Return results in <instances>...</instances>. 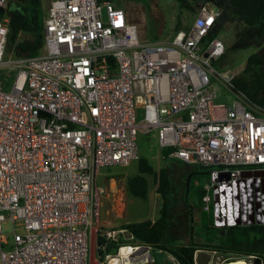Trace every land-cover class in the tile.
<instances>
[{
    "label": "built area",
    "instance_id": "obj_1",
    "mask_svg": "<svg viewBox=\"0 0 264 264\" xmlns=\"http://www.w3.org/2000/svg\"><path fill=\"white\" fill-rule=\"evenodd\" d=\"M219 13L203 2L189 26L140 40L110 0H49L41 47L20 55L5 49L0 14V264L131 260L141 243L97 251V235L111 236L97 224V175L135 161L137 134L152 127L167 157L207 166L202 208L212 202L215 225L248 219L247 198L264 202V105L210 65L221 40L202 42ZM216 83L229 104L214 102Z\"/></svg>",
    "mask_w": 264,
    "mask_h": 264
},
{
    "label": "trees",
    "instance_id": "obj_2",
    "mask_svg": "<svg viewBox=\"0 0 264 264\" xmlns=\"http://www.w3.org/2000/svg\"><path fill=\"white\" fill-rule=\"evenodd\" d=\"M175 1L181 7L187 10L195 9V11L196 3L210 2L220 9L228 5L242 23L252 28L261 40V50L252 52L245 58L243 66L231 78V83L234 90L244 92L250 101L264 105V0ZM0 14L7 16L8 30L5 49H11L16 55L37 52L43 41V13L39 0H6L5 9L0 10ZM216 20L202 38L203 44L216 36L219 22ZM160 150L164 158L186 163L173 157H167L169 147H161ZM135 161L136 171L126 177L125 190L131 196L145 198L149 184L147 175H151L155 182V191L161 198L157 214L152 219L145 217L121 222L118 228L125 230L126 236L105 238L103 234H98L97 243L105 242L103 250L97 249L100 255L115 252L117 245L129 241L161 249L169 253L176 264H194L193 252L198 243H195L193 238H189V242H174L173 239L165 236L175 222L173 208L180 201L189 209L195 207L196 204L200 205L202 212L199 213L198 219L199 232L204 236L199 237L205 240L202 244L214 247V250L223 255L224 259L245 256L250 258L253 264H259L264 254V223L215 225L212 202L210 201L207 210L201 206L203 205L202 195L205 193L204 187L201 185L193 190L196 193V203L188 196L191 179L198 173V167L202 165L192 162L186 170L181 183L182 197L179 198L173 191L171 176L166 165L159 166L155 171L142 154H139ZM204 172L207 173V171ZM193 226V224L189 225L190 231L194 229ZM100 231L103 230L100 228ZM154 261L155 264H162L159 257Z\"/></svg>",
    "mask_w": 264,
    "mask_h": 264
},
{
    "label": "rangeland",
    "instance_id": "obj_3",
    "mask_svg": "<svg viewBox=\"0 0 264 264\" xmlns=\"http://www.w3.org/2000/svg\"><path fill=\"white\" fill-rule=\"evenodd\" d=\"M125 11L126 17L136 25L137 36L140 40H150L163 38L172 33L176 28L187 27L191 24L194 10H187L181 7L175 0H110ZM49 0H39L40 9L45 15ZM218 37L223 43L224 50L220 57L213 59L210 65L217 71L229 69L235 73L243 66L245 58L252 52L261 50V40L249 25L242 23L233 13L231 7L224 5L217 16ZM216 20V21H217ZM217 97L214 102L227 105L230 103V96H223V88L220 84H215ZM141 110L137 107L136 116L140 117ZM138 154H142L151 163L156 171L159 166L166 165L172 180L173 191L181 198V183L186 170L191 163H179L170 158H164L161 153V146L158 144L156 128L152 127L147 132L137 134L136 138ZM207 166L198 167V173L191 179L188 196L196 203L195 191L199 186H204L206 182ZM136 171V161L125 165H108L99 169L97 183L103 188L99 199L98 227L103 231H108L115 238L126 236L127 232L118 228L123 221L154 218L157 214L160 196L155 191V182L151 175L148 177V190L145 198L129 195L125 190V179ZM211 195V189H209ZM210 205V202H209ZM182 202L173 208L174 223L172 227L177 230H189V225L193 224L196 235L204 236L199 232V213L202 212L199 204L189 209ZM2 232L9 235L11 232L10 223L2 225ZM184 238H176L175 234L166 233L165 236L173 239L174 242H189L187 234ZM201 237H194L196 248L193 252L194 264H220L223 255L215 251L211 245L205 243ZM208 243V242H206ZM209 244V243H208ZM145 245L136 251L127 264H155V258L159 257L162 264H176L172 256L154 246ZM146 249L147 253L142 251ZM236 257V256H234ZM153 258V259H152ZM147 259V260H146ZM152 259V260H151ZM115 258H111L108 264H113ZM113 261V262H112ZM246 264H252L251 262Z\"/></svg>",
    "mask_w": 264,
    "mask_h": 264
},
{
    "label": "flooded vegetation",
    "instance_id": "obj_4",
    "mask_svg": "<svg viewBox=\"0 0 264 264\" xmlns=\"http://www.w3.org/2000/svg\"><path fill=\"white\" fill-rule=\"evenodd\" d=\"M248 200V209L250 212L248 213V219L236 222L237 224H246V223H264V218L263 221L261 219L255 218L254 212L256 211L258 214L263 213L264 215V202L263 203H257L254 202L253 200L247 198ZM245 257V256H244ZM153 259V258H152ZM151 259V260H152ZM247 260H249L248 257H246ZM147 260V259H146Z\"/></svg>",
    "mask_w": 264,
    "mask_h": 264
},
{
    "label": "crops",
    "instance_id": "obj_5",
    "mask_svg": "<svg viewBox=\"0 0 264 264\" xmlns=\"http://www.w3.org/2000/svg\"><path fill=\"white\" fill-rule=\"evenodd\" d=\"M202 204H203V202H202ZM202 206V205H201ZM177 228V230L176 229H174L173 227H171V230L170 231H168L169 233H171V234H175L176 236V238H178V240L179 239H183L184 238V235L183 234H187V236L189 237V238H194V237H199L198 235H196V230H192V231H190V230H184V231H180L179 230V227H176ZM190 229V228H189ZM145 245H143L142 244V247H144ZM146 247H148V246H146ZM143 253L144 254H146L147 253V250L146 249H144L143 250ZM132 261V260H131ZM126 263H127V261H126Z\"/></svg>",
    "mask_w": 264,
    "mask_h": 264
},
{
    "label": "water",
    "instance_id": "obj_6",
    "mask_svg": "<svg viewBox=\"0 0 264 264\" xmlns=\"http://www.w3.org/2000/svg\"><path fill=\"white\" fill-rule=\"evenodd\" d=\"M200 5H201V3H196L195 7L198 8ZM1 9H2V6L0 5V10ZM203 54L205 55L206 53L204 52ZM190 156L191 157H195L194 153H191ZM257 173L261 174L262 171H258ZM261 185L264 188V180H262ZM113 258H117V257H113ZM237 260L242 261L245 264L247 262L246 257H244V256H236V257H231V258L224 259L220 264H229V263H232V262H236Z\"/></svg>",
    "mask_w": 264,
    "mask_h": 264
},
{
    "label": "bare ground",
    "instance_id": "obj_7",
    "mask_svg": "<svg viewBox=\"0 0 264 264\" xmlns=\"http://www.w3.org/2000/svg\"><path fill=\"white\" fill-rule=\"evenodd\" d=\"M126 248H122V250H125ZM114 261V263L113 264H120V261H119V259H117V258H115V260H113ZM112 261V262H113ZM127 261V260H126ZM125 261V262H126ZM127 264V263H126ZM229 264H245L244 262H242V261H239V260H237L236 262H232V263H229Z\"/></svg>",
    "mask_w": 264,
    "mask_h": 264
}]
</instances>
